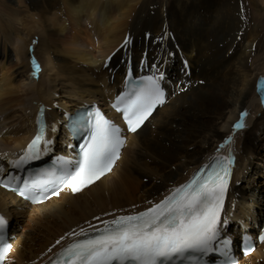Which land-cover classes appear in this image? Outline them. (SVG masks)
I'll return each instance as SVG.
<instances>
[{
  "label": "bare ground",
  "instance_id": "obj_1",
  "mask_svg": "<svg viewBox=\"0 0 264 264\" xmlns=\"http://www.w3.org/2000/svg\"><path fill=\"white\" fill-rule=\"evenodd\" d=\"M25 1H6L9 14L0 12L17 28L8 38L0 26L5 41L0 57L21 66L19 72L11 71L0 79V130L9 124L17 133L9 139L0 132V179L11 169L6 163L19 159L38 135L39 111L45 121L39 159L43 162L73 144L66 114L103 103L110 117L117 119L110 103L123 90L130 72L137 77L162 73L169 83L163 76L160 83L167 92L166 101L141 129L128 136L120 161L96 184L78 194L66 190L39 206L26 205L0 188V214L8 221L9 235L17 239L5 263L46 264L80 238L69 233L81 229L91 233L90 225L101 227L104 220L151 207L216 156L235 159L220 219L221 239L232 237L239 246L241 234L237 239L235 233L229 234L232 229L227 231L228 215L233 214L231 221L241 219L245 225L257 217L264 220V195H248L237 186L244 177L263 174L259 167L246 163L258 151L255 135L259 137L264 127V104L256 88L264 76V41L250 22L245 2ZM32 60L40 71L32 69ZM103 79L109 83L103 82L100 88ZM244 112V126L236 129ZM59 116L64 120L56 124ZM46 118L50 128L61 127L47 151L44 142L52 138L46 134ZM20 219L22 231L14 222ZM84 221L89 224L69 232ZM245 233L254 238L261 234ZM234 254L239 264H264V243L250 257L240 250Z\"/></svg>",
  "mask_w": 264,
  "mask_h": 264
},
{
  "label": "snow or ice",
  "instance_id": "obj_2",
  "mask_svg": "<svg viewBox=\"0 0 264 264\" xmlns=\"http://www.w3.org/2000/svg\"><path fill=\"white\" fill-rule=\"evenodd\" d=\"M35 69L38 71V65ZM162 79V73L158 77L144 78L142 84L131 93L118 98L123 107L113 105L123 114L128 131L136 132L154 108L163 103ZM258 91L264 96V78L258 84ZM246 115V112L241 113L236 129L244 126ZM79 129L84 139L80 145V158L70 171L56 177L58 188L52 195H59L63 188L73 193L81 192L110 172L119 158V150L124 144L121 129L98 109L88 111L79 118ZM42 140L43 128L24 154L9 163L14 168H21L39 160ZM44 143L47 151L49 142ZM232 163L231 157H215L211 164L202 167L188 182L175 187L164 199L146 210L104 220L102 227L90 225L93 228L91 233L84 229L69 233V236L81 238L74 239L63 248L53 264H194L202 260L216 251L218 244L229 243L221 240L220 213ZM39 183L35 180L26 182L20 194L39 187ZM7 228L8 221L0 216V262L11 249V245L5 243ZM60 242L58 240L56 243Z\"/></svg>",
  "mask_w": 264,
  "mask_h": 264
},
{
  "label": "rangeland",
  "instance_id": "obj_3",
  "mask_svg": "<svg viewBox=\"0 0 264 264\" xmlns=\"http://www.w3.org/2000/svg\"><path fill=\"white\" fill-rule=\"evenodd\" d=\"M6 1H12V0H0V12L3 14H9L8 10H6L5 8V4H6ZM165 0H154L155 3H163ZM245 2V5L246 7L249 9V13H248V16L250 18V22L251 24L254 26V27H257L258 30H260V33L262 34V39L264 41V0H242ZM254 1V3H253ZM26 1L24 0V3ZM254 4V5H252ZM251 5V6H250ZM252 7V8H251ZM254 9V10H253ZM0 15V26L2 28V31L4 30L5 32V36L10 38L12 35H14V33H16L17 31V28L15 25H12V22L10 21L9 18L3 16V15ZM263 17V18H262ZM6 19L10 22V23H6ZM33 38H36V36H33ZM4 39L2 38V33L0 31V53L2 51H5V46H4ZM9 45L6 47V53H9ZM128 67H132V69L134 70L133 68V65H128ZM21 70V66L20 65H17L16 64V61H11L10 59H6L4 60L3 58L0 57V79L3 78V75L4 74H7L11 71H20ZM17 72V73H18ZM139 72H147L148 74L149 73H152L151 71L149 72V70H140ZM158 74V73H157ZM113 76H114V80L116 79L115 76L117 77V74H115V72L113 73ZM124 76V75H123ZM165 77V82L168 84V78L167 76L163 75ZM264 77V76H263ZM123 78V77H122ZM109 81V80H107ZM105 82L104 79L101 80V84L99 85L100 88H103V84H108L109 82ZM104 82V83H103ZM14 83H17L16 81H14ZM109 86V85H107ZM174 88H176L175 85H172ZM180 86V85H179ZM92 87H95V86H92ZM98 88V87H96ZM261 101V99H260ZM99 103V102H98ZM101 104V103H100ZM103 104V103H102ZM101 104V105H102ZM81 106V104H80ZM66 112H64L65 114ZM72 113V112H70ZM64 114L62 115L63 118H64ZM62 116L59 118H57L55 120V123L57 124V122H59V120H64L62 118ZM46 123L48 124V130L46 132V134H51V136H49L48 138H52L50 139L48 142L52 141L55 139V132L58 130V129H61L60 126H57V127H54V128H50V125H49V121L48 119L46 118ZM7 124V123H6ZM8 126H6V128H4L3 130H0L1 132V135L3 137H8L9 139L10 138H14L15 135L17 134L15 129L12 128L9 124H7ZM56 126V125H55ZM10 127V128H8ZM47 129V128H46ZM51 132V133H49ZM260 133V136L258 137V135H255L256 139H255V143L258 147V151L256 153H254L252 155V157L249 159L250 161L249 162H246L247 164H254L256 167H259L262 171H263V174H256L254 175L253 177H247V178H243L240 180V182L238 183V188L248 194V195H254V192H258V193H261L264 195V127L262 126V131L259 132ZM32 138H33V134H32ZM31 138V139H32ZM68 139V138H67ZM229 140V139H228ZM228 140H225L226 143H228ZM68 142H69V139H68ZM49 146V143L47 144V148ZM25 147V146H24ZM23 147V149H24ZM50 147V146H49ZM67 148V147H66ZM22 149V150H23ZM61 149V148H60ZM70 151V149H66V151H63L61 152V154H64V155H68V152ZM258 152H260V154H257ZM12 161V160H11ZM10 165L9 162L6 163V168ZM5 168V169H6ZM247 175H250L249 173ZM262 196H258V198H261ZM251 201H249V204L252 203V199H249ZM9 203L12 205V201L9 200ZM26 205H27V202H24ZM32 206V205H30ZM21 207L18 206V209L19 210ZM14 211V209H13ZM247 211H251V209H248L247 208ZM16 218V217H14ZM228 218H230L231 220L234 219V216L233 214H230L228 215ZM228 221V226H229V230H227L228 232L230 231V229H232L233 233L229 232L230 235H233L235 233V238L239 239V237L241 238V236H239L240 234H243L245 232H253L255 233V235L258 233V232H261L259 227H264V220H262L261 218H258L257 217V220L255 219H250L248 221V224H244V221H241L238 220L236 222H233V221ZM15 226L17 228H19L20 231H22V226H19V222H21V219L19 221L15 220ZM13 222V223H14ZM17 223V224H16ZM89 224V221H84L82 222L80 225L78 226H75L74 228H71V230H69V232H72L74 229H77V228H80L82 226H85ZM13 226V224H11V227ZM247 227V228H246ZM16 228V230H17ZM14 231V230H13ZM226 230H224L225 233H227ZM244 231V232H243ZM243 232V233H242ZM20 233V232H19ZM239 236V237H238ZM11 237V236H10ZM65 238V237H64ZM225 238V237H223ZM232 238V237H230ZM16 238L15 237H11L10 241L15 243L16 242ZM22 238L19 239V241H21ZM25 243V242H24ZM33 261L29 262V264H32Z\"/></svg>",
  "mask_w": 264,
  "mask_h": 264
},
{
  "label": "water",
  "instance_id": "obj_4",
  "mask_svg": "<svg viewBox=\"0 0 264 264\" xmlns=\"http://www.w3.org/2000/svg\"><path fill=\"white\" fill-rule=\"evenodd\" d=\"M261 78H264V77H260L257 81V85H256V88H257V93L260 95V98H261V102L264 104V96H262L261 92L258 91V84H260L261 82Z\"/></svg>",
  "mask_w": 264,
  "mask_h": 264
}]
</instances>
